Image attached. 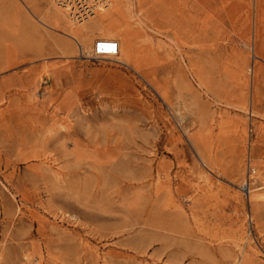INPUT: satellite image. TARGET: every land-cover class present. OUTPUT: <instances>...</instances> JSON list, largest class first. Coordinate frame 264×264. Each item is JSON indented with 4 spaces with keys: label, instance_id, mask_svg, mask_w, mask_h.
Instances as JSON below:
<instances>
[{
    "label": "rangeland",
    "instance_id": "rangeland-1",
    "mask_svg": "<svg viewBox=\"0 0 264 264\" xmlns=\"http://www.w3.org/2000/svg\"><path fill=\"white\" fill-rule=\"evenodd\" d=\"M98 4L0 0V264H264V0Z\"/></svg>",
    "mask_w": 264,
    "mask_h": 264
},
{
    "label": "bare ground",
    "instance_id": "bare-ground-1",
    "mask_svg": "<svg viewBox=\"0 0 264 264\" xmlns=\"http://www.w3.org/2000/svg\"><path fill=\"white\" fill-rule=\"evenodd\" d=\"M65 4V7H60L64 10H60L64 15H67V12L69 13L70 18L73 21H77L82 23L83 21H86L89 17H91L94 13V10L97 8V6H100V4H98L100 2V0H63ZM93 1L95 2L93 4ZM105 1V0H104ZM91 4V5H90ZM97 4V5H95ZM104 4V2H103ZM84 7V8H82ZM70 9H72V11H70ZM74 11V13H73ZM90 15V16H89ZM71 20V21H72ZM98 37V36H97ZM95 39V38H94ZM93 39V46H95V44L98 42L96 40ZM99 39V38H98ZM101 39H105V40H109V37L107 36H101ZM93 49V47H92ZM116 55H104V56H100L102 58H110Z\"/></svg>",
    "mask_w": 264,
    "mask_h": 264
},
{
    "label": "built area",
    "instance_id": "built-area-1",
    "mask_svg": "<svg viewBox=\"0 0 264 264\" xmlns=\"http://www.w3.org/2000/svg\"><path fill=\"white\" fill-rule=\"evenodd\" d=\"M55 2L59 6L64 3L63 0H55ZM61 7H65V4L61 5ZM92 52L97 57L104 56L107 54L117 55L119 52V45L114 40L99 39L95 46H93ZM249 170H251L252 172L254 171L253 168H249Z\"/></svg>",
    "mask_w": 264,
    "mask_h": 264
}]
</instances>
